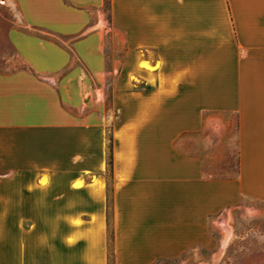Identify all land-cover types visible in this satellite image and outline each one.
I'll return each mask as SVG.
<instances>
[{
  "label": "crops",
  "instance_id": "0c3cea01",
  "mask_svg": "<svg viewBox=\"0 0 264 264\" xmlns=\"http://www.w3.org/2000/svg\"><path fill=\"white\" fill-rule=\"evenodd\" d=\"M4 10L0 51L25 66L0 68V264H163L264 203V0ZM216 118L235 120L237 174L169 172L164 143Z\"/></svg>",
  "mask_w": 264,
  "mask_h": 264
},
{
  "label": "rangeland",
  "instance_id": "374dc122",
  "mask_svg": "<svg viewBox=\"0 0 264 264\" xmlns=\"http://www.w3.org/2000/svg\"><path fill=\"white\" fill-rule=\"evenodd\" d=\"M5 17L8 12L4 10L0 13V30L6 28ZM121 56L122 53L115 54L113 60L119 62ZM24 66L19 58L2 48L1 70L12 71ZM109 70H112L111 65ZM106 91L109 96L106 106L110 107L113 90L106 86ZM164 144L169 172L179 169L194 172V164H186L188 158L198 159L201 178L223 179L238 172L234 119L216 118L201 132L182 134L175 141ZM246 205L252 209H235L228 220L221 215L210 219L208 231L212 238L207 244L163 264H264V203L252 201ZM111 260L113 264L112 256Z\"/></svg>",
  "mask_w": 264,
  "mask_h": 264
},
{
  "label": "trees",
  "instance_id": "16d2710c",
  "mask_svg": "<svg viewBox=\"0 0 264 264\" xmlns=\"http://www.w3.org/2000/svg\"><path fill=\"white\" fill-rule=\"evenodd\" d=\"M108 140H109V146H108V151H109V154H108V176L109 177H111V173H112V142H113V140H112V136L111 135H109L108 136ZM110 173V174H109ZM109 239H110V242L113 240V237H112V235H110V237H109ZM111 257H110V264H111Z\"/></svg>",
  "mask_w": 264,
  "mask_h": 264
},
{
  "label": "built area",
  "instance_id": "2783aa9c",
  "mask_svg": "<svg viewBox=\"0 0 264 264\" xmlns=\"http://www.w3.org/2000/svg\"><path fill=\"white\" fill-rule=\"evenodd\" d=\"M0 3L3 4L4 3V0H0Z\"/></svg>",
  "mask_w": 264,
  "mask_h": 264
}]
</instances>
